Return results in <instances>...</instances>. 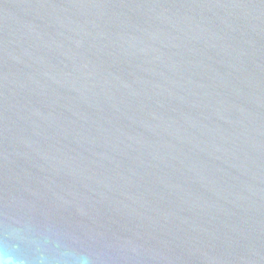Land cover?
Returning a JSON list of instances; mask_svg holds the SVG:
<instances>
[{
  "label": "water",
  "instance_id": "95a60500",
  "mask_svg": "<svg viewBox=\"0 0 264 264\" xmlns=\"http://www.w3.org/2000/svg\"><path fill=\"white\" fill-rule=\"evenodd\" d=\"M264 264V0H0V255Z\"/></svg>",
  "mask_w": 264,
  "mask_h": 264
},
{
  "label": "clouds",
  "instance_id": "9594fccd",
  "mask_svg": "<svg viewBox=\"0 0 264 264\" xmlns=\"http://www.w3.org/2000/svg\"><path fill=\"white\" fill-rule=\"evenodd\" d=\"M0 264H25V261L10 252H5L0 255ZM75 264H90V259L87 255H80L76 258Z\"/></svg>",
  "mask_w": 264,
  "mask_h": 264
}]
</instances>
